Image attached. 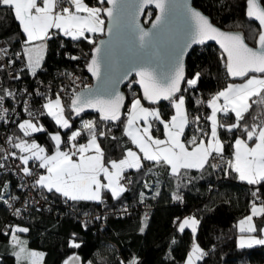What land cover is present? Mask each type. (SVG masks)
Returning a JSON list of instances; mask_svg holds the SVG:
<instances>
[{
    "label": "snow or ice",
    "instance_id": "obj_1",
    "mask_svg": "<svg viewBox=\"0 0 264 264\" xmlns=\"http://www.w3.org/2000/svg\"><path fill=\"white\" fill-rule=\"evenodd\" d=\"M105 2L112 7H104ZM149 5H154L159 14L151 22V28L145 29L140 26L138 16ZM176 7L175 0H125L119 5L117 0H95L94 4L86 0H0V11L10 13L23 34V40L15 36L14 41L0 35L3 41L0 44V74L12 81H21L24 76L36 78L43 71L46 42L62 36L93 46L85 67L92 76L102 80V86L95 91H73L68 103L63 95L67 89L61 87L60 91L48 96L40 91L44 86L42 80L35 86L16 90L0 87V125L14 124L19 133L4 138L13 150L0 149V170L10 169L20 177L16 186L21 192L33 191L45 203L52 195L62 198L65 204L71 201L103 205L109 198L119 202L128 191L127 186L133 183L129 171L148 175L159 167L172 176L183 177L191 169L201 172L208 168L220 169L225 177L235 174L239 181L253 186L250 214L237 223L236 246L239 249L264 246V228H258L253 222L256 216L264 217V118L257 122V117L252 115L256 106L264 109V5L261 0H245L246 18L258 23L253 45L247 42L248 37L243 32L217 27L210 16L189 0H182L178 18ZM105 15L109 19L110 37L97 44L96 34L105 32ZM147 15L150 17L151 12ZM210 40L219 44L220 59L228 76L241 78L242 82L228 83L207 101L196 99L194 103L205 105L210 113L192 116L184 93L198 87L201 73L195 72L189 78L184 57L193 45H203ZM118 42L126 44L130 54L125 52L121 60L123 70L117 75L112 56ZM14 43L19 44L20 50L10 54ZM60 47H64L63 42ZM63 55L71 61L80 59L67 51ZM17 61H21L19 68ZM133 72L138 79L130 80L127 87L131 90L138 84L141 94L133 92L130 103L125 104L126 97L117 90L116 84L128 80ZM65 75L73 84L79 79L73 73ZM21 96L39 97L43 103L34 112L31 104L35 100L21 99ZM145 101L152 106H145ZM161 101L169 103L170 115L155 107ZM6 102L19 103L20 111L28 118L17 119L18 112L5 107ZM86 109H95L100 120L112 126L123 124V136L134 148L119 145L120 138L112 135L110 138L118 142L121 155L109 159L102 140L109 138L111 127L105 130L95 120H82L79 128L74 126L72 117H79ZM44 117L50 118L58 130L49 131L42 122ZM224 118L233 119V122L226 123ZM159 126H162L163 138L155 135L160 131ZM37 134L48 137L51 149L39 142ZM85 137L86 142L80 143ZM228 149H231L230 155ZM9 160L13 162L11 165L7 163ZM141 183L150 191L158 181ZM10 186V181L0 184V203L12 207L9 201L21 200L22 196H14L11 192L6 195L5 190ZM139 195L143 201L146 192L141 191ZM173 199L181 201L183 197L175 193ZM21 211L15 208L17 215ZM173 224L178 233L186 229L192 233L184 264L205 261L208 252L197 237L200 219L195 215L176 217ZM81 227L87 230L88 222L81 221ZM145 227L146 224L140 231ZM27 232L28 227L7 225L4 234L10 236L14 245L17 264L25 260L28 264H41L43 254L29 250L20 238L19 234ZM66 244L69 249H79L83 241L72 232ZM62 264H84V261L73 252ZM120 264L141 262L132 257Z\"/></svg>",
    "mask_w": 264,
    "mask_h": 264
},
{
    "label": "trees",
    "instance_id": "obj_2",
    "mask_svg": "<svg viewBox=\"0 0 264 264\" xmlns=\"http://www.w3.org/2000/svg\"><path fill=\"white\" fill-rule=\"evenodd\" d=\"M86 2L94 4L95 0ZM261 2L264 5V0ZM193 5L209 15L216 25L229 30H240L248 37L247 42L250 45L255 43L254 30L258 24L246 18L245 0H194ZM148 12H151V16L154 14L151 9ZM147 13L146 21H149L151 16L149 17ZM102 34H96L95 39H99ZM0 35L13 38V41L15 36L23 40L18 23L6 10L0 11ZM61 42L64 44L63 48L60 47ZM46 43L43 71L37 77L44 82H50L55 90H60L61 87L67 89L63 95L65 103H68L73 91L76 92L87 85L73 84L65 73L81 75L87 79L85 65L92 54L93 46L86 41L75 42L62 36ZM17 50H20L19 44L14 43L12 51ZM66 51L79 56L80 59L78 61L66 59L63 55ZM221 53L215 45H203L193 48L186 58L187 76L190 78L195 72L201 73L198 87L184 93L187 98V109L192 116H207L210 113L207 107L202 110V105H196L194 103L196 99L208 100L228 83L236 82L229 78L220 59ZM2 78L5 85L14 82L5 75ZM23 81H32V78L24 76ZM127 85L124 91L128 104L133 92L137 95H140V92L136 84L131 90ZM52 92L50 96L55 93ZM155 106L163 113L168 115L172 113L167 101ZM252 115L256 116L259 122L264 118V109L256 106V111ZM22 118L28 117L25 115ZM224 119L226 123L233 122V119ZM248 119L252 122L251 117ZM82 120H95L105 130L112 128L109 138L102 140V147L109 159H117L121 155L118 142L110 138L112 135L120 138L119 145L133 147L128 138L123 136V124L117 123L112 126L109 122L101 121L98 115L84 114L72 117L76 128L81 126ZM42 122L49 131L58 130L50 118L44 117ZM159 127L160 131L155 135L162 137L163 129L162 126ZM11 129L12 133L19 134L14 124ZM37 135L39 142L51 149L48 137L43 134ZM79 142H86V137ZM228 153L231 154V149H228ZM128 174L132 175L133 183L119 202L109 198L103 205L90 202L74 204L71 201L65 204L62 198L49 195V206L40 209L33 206L22 217H16L4 203H0V264H17L13 255L14 245L10 236L4 234L7 225L29 228V232L19 235L29 250H37L43 254L41 264H62L73 252L84 261V264L87 262L120 264L121 261L132 257H137L141 264H173V261L174 264H184L185 255L192 243V233L190 229L178 233L173 220L176 217L191 215H195L201 221L197 237L201 246L208 252L205 261L199 264H264V246L255 245L250 249H239L236 246L239 235L237 223L250 213L253 186L239 181L235 174L225 177L222 170L208 168L203 172L191 169L183 177H175L165 168L159 167L154 168L153 173L148 175L136 173L134 170ZM13 179L10 173L0 172V184ZM141 181L158 183L149 191L144 189ZM141 191L146 192L143 201L139 195ZM156 192H159V195H155ZM175 193H179L183 199L174 200ZM85 212L86 216L83 215ZM98 216L102 218L96 219ZM81 221L88 222L87 230L81 227ZM255 222L258 228L264 227V217L256 218ZM145 224L147 227L141 232L140 228ZM72 232H76L83 241L79 249L67 247L66 241ZM173 240L176 243L173 244ZM23 264H28V261L25 260Z\"/></svg>",
    "mask_w": 264,
    "mask_h": 264
},
{
    "label": "built area",
    "instance_id": "obj_3",
    "mask_svg": "<svg viewBox=\"0 0 264 264\" xmlns=\"http://www.w3.org/2000/svg\"><path fill=\"white\" fill-rule=\"evenodd\" d=\"M3 41H0V44H2ZM12 49L10 50V54H11ZM19 51V50H17ZM21 64V61H17V65L16 67L19 68ZM4 74H0V87L3 88H10L12 90H16L18 88H23V87H29V86H35L38 81L42 80L40 77H36V78H32V81H27L24 82L23 80L21 81H14L12 84L9 85H5L4 84V79L2 78ZM75 76L79 77L78 80L75 81V85H82L83 83L86 85H90L91 84V78L88 75L87 79L81 75H77L74 74ZM7 77V76H6ZM7 79H10L7 77ZM71 82L72 79L70 78ZM43 81V80H42ZM73 83V82H72ZM53 86L50 84V82H44V86H41L40 91L45 92L46 95L50 96L54 91V92H58L60 90H55L52 88ZM50 89V90H49ZM21 99H28L29 101L35 100V103L31 104L32 110L35 112L37 111L40 107L41 104L43 103V101L39 98V97H23L21 96ZM207 101V100H204ZM5 107H8L10 110L12 108H15L16 111L18 112V116L17 119L22 118V116H25L26 114L20 111V104L19 103H15V102H6L4 104ZM204 107H206L205 105H202V110H204ZM27 116V115H26ZM7 119V117H6ZM13 125H9V124H2L0 125V149H5L7 151H11L13 149H11V146L7 143V141L4 139L6 136L12 135V127ZM18 151V150H17ZM9 165H11L13 162L11 160H9L7 162ZM218 170V169H215ZM5 172V173H10L14 179L11 182V186L9 189L5 190V193L7 195V192H11L12 195H20L22 196L21 200L18 201H9V204L12 205V207H9L8 205L5 204V206L7 207V209L12 212L16 217H22V215H24L25 213H27L29 211V209L31 207H35L36 209H40V208H44L50 205V203L47 201V203H45L42 199H40V197L33 191H27V192H21V189L18 188L16 185L17 183L20 181V177L16 174H14L13 172H11V170L9 169L8 171H4V170H0V172ZM129 177L132 179V175L128 174ZM9 180H6L5 182H8ZM132 185V184H131ZM131 185H128V190L131 188ZM39 200L40 203L36 204L35 201ZM25 201H27V204H25ZM42 205V207H41ZM21 208V214L17 215L15 213V208ZM5 231V230H4Z\"/></svg>",
    "mask_w": 264,
    "mask_h": 264
},
{
    "label": "water",
    "instance_id": "obj_4",
    "mask_svg": "<svg viewBox=\"0 0 264 264\" xmlns=\"http://www.w3.org/2000/svg\"><path fill=\"white\" fill-rule=\"evenodd\" d=\"M193 1L194 0H189V3H192L193 4ZM125 0H117V3L118 5L121 4V3H124ZM182 3V0H175V4L177 5L176 9H175V15L176 17L178 18L179 17V14H180V7L179 5ZM262 3V2H261ZM195 6V5H194ZM104 7H112V5L110 4H107L105 2L104 4ZM196 7V6H195ZM197 8V7H196ZM151 9L154 11V14L151 16V19L149 21H146V18H145V15L147 13V11ZM198 10H201L199 8H197ZM202 11V10H201ZM203 12V11H202ZM204 13V12H203ZM159 14V10L155 8L154 5H149L147 6L143 12H141L138 16V21H139V24L141 27L145 28V29H149L151 28V22L155 19V16ZM205 14V13H204ZM207 15V14H205ZM209 16V15H208ZM106 19V23H105V32L102 34V36L97 39V44H99V41L100 40H105L107 41L110 37V34L108 33L107 31V27H108V24H109V19L107 18V16L105 15L104 17ZM212 20V18H211ZM213 22V21H212ZM214 23V22H213ZM255 24H258L256 22H254ZM215 24V23H214ZM216 25V24H215ZM217 27H220L219 25H216ZM221 28V27H220ZM222 30H225V31H240V30H229V29H225V28H221ZM241 32V31H240ZM203 45H215L216 47L219 48V50L222 52V50L220 49L219 47V44L216 42V41H206L205 44ZM203 45H193L191 49H189V54L191 53V51L193 50V48L195 47H202ZM125 52H128V54H130V49L128 48V46L124 43H116L114 49H113V56H112V59H113V65H114V70L116 71L117 75L119 74L120 71H122L123 69H121V60L123 59V56L125 54ZM92 53V51H91ZM188 54V55H189ZM188 55H186L184 57V64H185V72H186V75H187V71H186V58L188 57ZM91 58V56H90ZM89 58V60H90ZM88 60V61H89ZM88 63V62H87ZM86 63V64H87ZM130 65H125V67H129ZM85 71H86V74L90 76L91 78V84L90 85H87L85 87H83L82 89H79L78 91H76L77 93H80V92H84V93H87L89 91V89L95 91L97 88H100L102 86V80H98L96 77L92 76V74L90 72H88L87 68H85ZM103 66H102V74H103ZM229 78L233 81H242L241 78H233V77H230ZM132 79H138V77L135 76V72L132 73L131 76H129L128 80H124L122 82H119L116 84V88L118 91H120L121 93H123L126 97V100H125V104H127V95L124 91V88L126 87L127 83L132 80ZM137 85V88L139 89V92L141 94V89H140V86L138 84ZM182 87H183V84H182ZM162 102H166V101H161L160 103ZM145 104L149 105L148 102H144ZM125 110V109H124ZM84 114H89V115H98L99 119H100V114L95 110V109H86L84 113H81L80 116H83ZM79 116V117H80ZM73 117H76V116H73ZM123 119V117H122ZM106 122V121H105Z\"/></svg>",
    "mask_w": 264,
    "mask_h": 264
},
{
    "label": "rangeland",
    "instance_id": "obj_5",
    "mask_svg": "<svg viewBox=\"0 0 264 264\" xmlns=\"http://www.w3.org/2000/svg\"><path fill=\"white\" fill-rule=\"evenodd\" d=\"M145 18H146V20H147V17L145 16ZM242 81H236V82H231V83H241ZM129 104V103H128ZM145 106H147V105H145ZM150 106V105H149ZM155 107H158V106H155ZM159 108V107H158ZM20 119V118H19ZM157 136V135H156ZM160 137V136H159ZM160 138H163V135H162V137H160ZM133 148H134V146H133ZM35 252H37V253H40L39 251H37V250H35Z\"/></svg>",
    "mask_w": 264,
    "mask_h": 264
},
{
    "label": "crops",
    "instance_id": "obj_6",
    "mask_svg": "<svg viewBox=\"0 0 264 264\" xmlns=\"http://www.w3.org/2000/svg\"><path fill=\"white\" fill-rule=\"evenodd\" d=\"M38 43H39V42H38ZM249 214H250V213H249ZM249 214H248V215H249ZM246 216H247V215H246ZM244 217H245V216H244ZM244 217H242V219H243ZM258 217H260V216H256V217H254V221H253V222H254L255 224H256L255 219L258 218ZM240 220H241V219H240ZM261 228H264V227H261ZM253 247H254V246H253Z\"/></svg>",
    "mask_w": 264,
    "mask_h": 264
}]
</instances>
